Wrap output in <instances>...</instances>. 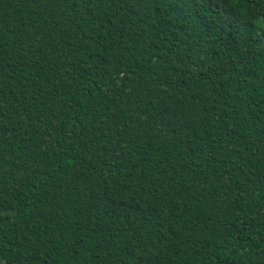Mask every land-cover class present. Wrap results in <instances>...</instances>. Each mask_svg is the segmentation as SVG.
Listing matches in <instances>:
<instances>
[{"label": "trees", "instance_id": "16d2710c", "mask_svg": "<svg viewBox=\"0 0 264 264\" xmlns=\"http://www.w3.org/2000/svg\"><path fill=\"white\" fill-rule=\"evenodd\" d=\"M0 264H264V0H0Z\"/></svg>", "mask_w": 264, "mask_h": 264}]
</instances>
